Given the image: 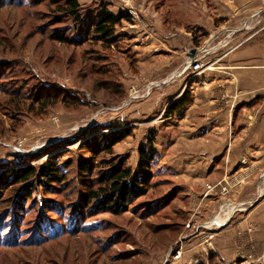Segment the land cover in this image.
<instances>
[{
	"label": "rangeland",
	"instance_id": "374dc122",
	"mask_svg": "<svg viewBox=\"0 0 264 264\" xmlns=\"http://www.w3.org/2000/svg\"><path fill=\"white\" fill-rule=\"evenodd\" d=\"M78 2L85 13H93L102 4L113 8L115 14L125 4L135 5L140 12L145 8L153 18H160L163 25L170 24L171 29L186 25L192 30L200 29L201 34L196 31L195 38L192 35L194 49L207 48L209 33L204 35L205 28L209 32L217 29V19L222 26L220 39L236 32L232 38L238 39L233 46L253 35L255 38L249 46L264 42V31H261L264 13L250 19L245 0ZM54 9L51 0H0V44L13 46L9 56L0 55V177L5 171L16 169L14 165L39 166L46 161L45 154L57 155L67 167L66 182L62 186L55 187V191L38 188L30 200H26L25 192L19 191L21 187H4L6 191L0 196V264H210L205 261L207 254L196 255L194 260L188 258L189 261L182 258L187 215L167 213L173 206L182 207L183 192L179 188L159 182L118 216L97 207L84 216L77 212L75 206L84 188L82 184H87L85 181L89 179L78 176L77 164L89 155L84 147L89 145L92 132L100 137L129 128L118 120L114 110L120 108L108 110L112 109L106 104L111 102L107 99L111 94L100 90L101 85L94 86L91 77L79 71V58L83 57L84 70H100L106 74L99 80L115 81L112 91H119V84L126 90L127 75L123 76V72L128 76L138 74L133 67L126 68L124 57L129 55L126 44H116V52H106L96 51L88 43L70 47L66 57L62 56L63 46L54 43L61 52L51 50L48 35L51 30L62 27L54 26L51 19ZM126 25L123 22L116 28L118 35ZM67 29L65 26L63 32ZM129 129L132 135L113 148L111 158L104 155L100 158L124 160L126 166L136 169L137 150L145 140L138 127ZM159 166L160 163L153 181L167 179ZM95 170L90 180L101 176ZM261 195L257 202L264 193ZM219 197L218 194L214 199ZM10 201L15 205L13 208ZM170 202L173 203L167 207ZM246 246H239L237 252H246ZM178 252L180 258L175 260Z\"/></svg>",
	"mask_w": 264,
	"mask_h": 264
},
{
	"label": "crops",
	"instance_id": "0c3cea01",
	"mask_svg": "<svg viewBox=\"0 0 264 264\" xmlns=\"http://www.w3.org/2000/svg\"><path fill=\"white\" fill-rule=\"evenodd\" d=\"M245 1L250 19L264 13V0ZM142 12L137 14L139 21L119 30L120 43L126 44L129 54L124 57L126 68L132 62L138 74L123 72L127 84L129 79L149 75L162 79L179 72L195 48L192 35L201 34L200 29L192 30L186 24L184 29H171L145 8ZM217 20L214 23L220 29L209 32L204 27V35L209 33L207 48L213 53L202 60L199 80L189 74L177 76L169 85L155 89L148 100L114 111L125 127H138L144 140L149 128L159 130V168L167 179L157 180L183 192L182 207L177 209L181 216L187 215L182 258L189 261L207 254L205 261L210 264H264V197L257 202L258 192L264 193V42L249 46L253 35L233 46L236 32L220 39L222 26ZM127 89L128 85L126 95ZM187 89L188 102L180 116L164 118L167 107ZM217 114L219 120L211 121ZM241 180L244 183L235 186ZM223 182L232 187L226 198L229 204L222 206L226 199H214L219 188L209 193L206 188ZM203 203L213 210H200L198 205ZM213 219L220 223L207 227ZM245 244L246 252L239 254L238 247Z\"/></svg>",
	"mask_w": 264,
	"mask_h": 264
},
{
	"label": "trees",
	"instance_id": "16d2710c",
	"mask_svg": "<svg viewBox=\"0 0 264 264\" xmlns=\"http://www.w3.org/2000/svg\"><path fill=\"white\" fill-rule=\"evenodd\" d=\"M51 2L55 8V13L51 15V19L55 22L54 26H62L51 30L48 35L47 39L51 50L58 51L54 43L63 46L65 50L62 51V56L66 57V50L70 47H81L90 43L96 51L116 52V44H123L120 43V35L116 36V28L123 22H130L131 18L128 13L119 12L115 14L103 4L93 13H85L78 0H51ZM65 26L68 29L63 32ZM12 48L13 46L10 43L0 44V55L9 56ZM92 56V58H98L97 55ZM81 57L79 58V71L86 72L89 78L91 77L93 84L95 83L94 86L101 85L100 90L111 94L107 97L111 102L106 104L112 107L120 106L127 97L123 85L119 84L121 86L119 91H112L111 85L115 81L111 79L99 80V78L106 75L100 70H84L85 64H83V57ZM67 59H70V57ZM97 60L99 62V59ZM129 65L130 67L134 66L132 62ZM80 82L84 86L81 80ZM188 91L187 89L180 98L167 107L164 118L168 119L171 116H176V114L177 117L180 116L179 113L188 102ZM129 128L117 133L100 135V137H97L94 131L92 132L89 145L84 147L89 155L77 164L78 176L89 178L85 181L87 184H82L84 188L82 187L77 206H75L81 216H84L94 207L104 213L118 216L125 213L139 199L144 198L159 182H162V185L164 184L161 180L153 181L161 156L156 148V136L159 130L155 127L147 130L145 142L138 147L136 169L126 166L124 160L100 158V155L111 158L113 148L132 135V130ZM92 143H94V147ZM45 155L47 156L46 161L37 167L14 165L13 167H16V169L5 171L0 177V196L6 191L4 187L16 186L21 187L19 191L21 193L25 192L26 200H30L32 192L37 191L38 188L55 191L57 190L55 187L62 186L66 182V165L55 154ZM94 170L95 172L100 171L98 174L101 176L90 180ZM104 170L105 172H103ZM172 203L170 202L167 207ZM10 205V208L15 206L12 205V201H10ZM175 207L173 206L167 213L181 216ZM76 218L78 220L77 213Z\"/></svg>",
	"mask_w": 264,
	"mask_h": 264
},
{
	"label": "built area",
	"instance_id": "2783aa9c",
	"mask_svg": "<svg viewBox=\"0 0 264 264\" xmlns=\"http://www.w3.org/2000/svg\"><path fill=\"white\" fill-rule=\"evenodd\" d=\"M125 6H126L125 8L123 9L121 8L120 12L128 13L130 15L131 20L130 22L128 23L125 22V23L127 25L128 24L133 25L134 21H139L141 19L137 14L142 15V13L140 11L136 13L134 11L135 9L131 5L125 4ZM194 50H195V53L190 56V58L184 63L180 71L175 74H172L170 76H165L162 79H158L154 75H149L143 78L138 77L135 79H129L127 97L121 103V105L118 106V108H124L130 104L141 103L143 101L148 100L152 96V93L154 92L155 89L169 85L174 79L177 78V76L189 74V75H192L194 78L200 77L201 75L200 70L203 67L202 60L204 59V57H206L211 52L212 49H208L206 47L204 48L202 46ZM187 53L189 54V52ZM108 110H114V108L108 109ZM220 116H221L220 114H217L216 116L213 117L212 120L216 122L219 120ZM240 185H241V182L237 183L235 186H240ZM231 187L232 186H229L225 183H218L214 187L207 186L206 192L209 193V192H212L215 188H219V196L220 198H222L223 196L227 197L231 193L230 191ZM205 197H207V194L205 195ZM225 204H229V201L227 199L223 201L222 206ZM198 208L201 209L202 211L213 210V207L211 205L204 204V203L198 205ZM252 231L253 229L249 230V233H251ZM178 255L180 258V252H178L174 258H177Z\"/></svg>",
	"mask_w": 264,
	"mask_h": 264
},
{
	"label": "bare ground",
	"instance_id": "6f19581e",
	"mask_svg": "<svg viewBox=\"0 0 264 264\" xmlns=\"http://www.w3.org/2000/svg\"><path fill=\"white\" fill-rule=\"evenodd\" d=\"M240 182H241V185L244 183V181H242V180H241ZM260 193H261V192H258L259 195H260ZM229 211H230V210H229ZM230 213H232V212L230 211ZM217 223H220V222H218L217 219H213L210 223H207V224H208L207 227L216 226ZM212 238H213V237L210 236L209 239H212ZM177 258H179V255L177 256ZM177 258H174V259L176 260Z\"/></svg>",
	"mask_w": 264,
	"mask_h": 264
},
{
	"label": "water",
	"instance_id": "95a60500",
	"mask_svg": "<svg viewBox=\"0 0 264 264\" xmlns=\"http://www.w3.org/2000/svg\"><path fill=\"white\" fill-rule=\"evenodd\" d=\"M194 53H195V51H192V53H191V54L193 55Z\"/></svg>",
	"mask_w": 264,
	"mask_h": 264
}]
</instances>
